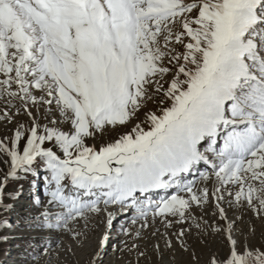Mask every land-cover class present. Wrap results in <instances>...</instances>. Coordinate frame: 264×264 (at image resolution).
<instances>
[{
    "label": "snow or ice",
    "instance_id": "1",
    "mask_svg": "<svg viewBox=\"0 0 264 264\" xmlns=\"http://www.w3.org/2000/svg\"><path fill=\"white\" fill-rule=\"evenodd\" d=\"M154 98L159 113L89 144ZM0 129V208L8 181L39 169V227L80 239L93 216L116 228V208L140 225L121 229L136 264L149 217L161 260L178 249L200 264L195 232L227 247L204 264H264V243L236 230L237 213L264 222V0H0Z\"/></svg>",
    "mask_w": 264,
    "mask_h": 264
},
{
    "label": "rangeland",
    "instance_id": "2",
    "mask_svg": "<svg viewBox=\"0 0 264 264\" xmlns=\"http://www.w3.org/2000/svg\"><path fill=\"white\" fill-rule=\"evenodd\" d=\"M159 107L155 98L147 102L138 116L128 124L127 127H116L109 129L102 135L98 134L94 139L89 140L90 145L99 147L119 138L120 135L131 130L137 123L145 121V113L157 112ZM147 127V125H144ZM5 132L0 129V134ZM204 170V166H199ZM8 168L5 164H0V181L4 180V175ZM37 169V175L28 179H10L7 185L8 198L6 203L10 206L7 209L0 208V221L11 222V227L6 231H0V264H96V258L102 264H136L137 254L129 252L125 247L131 246L132 241L124 235L121 229L127 226L135 233L140 229L139 223L130 222L132 215L124 216L116 208L111 210L119 213L118 226L111 228V222L105 215L93 216L87 222H80L77 227L82 233L80 239H74L69 233L59 229L53 231L46 227H39L43 223L40 219L41 209L35 206L34 201L43 197L38 191L40 184L37 177L41 175ZM190 176V179H194ZM186 180V179H185ZM165 196L166 192L160 191L156 196ZM19 196L17 199L16 197ZM212 209H210L211 211ZM197 214L200 209L195 210ZM243 219L237 221L236 230L242 245L249 240L255 247L264 243V222L250 219L249 214L237 213ZM35 218V219H34ZM255 226V234H250V229ZM179 225L173 231L179 230ZM156 228L164 231L163 226L157 220L152 222L149 217V227L140 231L141 238L137 241L140 250L146 252V258L140 259V264H192V259L188 253L164 250V258L160 259L159 252L154 251L153 245L159 243L163 248V239H158L155 235ZM111 234V240L107 248L103 247V240ZM4 237H7L5 239ZM190 250H194L201 256L200 264H204L208 254L212 250L219 253L221 250L227 251L221 237H208V244H204L197 238L194 232L187 238ZM47 250L46 254H43Z\"/></svg>",
    "mask_w": 264,
    "mask_h": 264
},
{
    "label": "bare ground",
    "instance_id": "3",
    "mask_svg": "<svg viewBox=\"0 0 264 264\" xmlns=\"http://www.w3.org/2000/svg\"><path fill=\"white\" fill-rule=\"evenodd\" d=\"M186 179V180H185ZM184 180H185V182H187V181H189V180H192V179H190V176H186L185 178H184ZM117 216H119V213L117 214ZM157 229V228H156Z\"/></svg>",
    "mask_w": 264,
    "mask_h": 264
}]
</instances>
